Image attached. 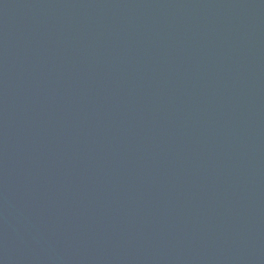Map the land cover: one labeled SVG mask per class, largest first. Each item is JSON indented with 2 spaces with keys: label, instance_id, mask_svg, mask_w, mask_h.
<instances>
[{
  "label": "water",
  "instance_id": "1",
  "mask_svg": "<svg viewBox=\"0 0 264 264\" xmlns=\"http://www.w3.org/2000/svg\"><path fill=\"white\" fill-rule=\"evenodd\" d=\"M0 264H264V0H0Z\"/></svg>",
  "mask_w": 264,
  "mask_h": 264
}]
</instances>
